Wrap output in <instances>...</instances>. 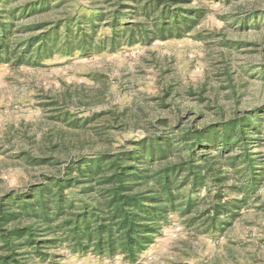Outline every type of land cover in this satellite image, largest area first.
I'll return each instance as SVG.
<instances>
[{
	"label": "rangeland",
	"instance_id": "obj_1",
	"mask_svg": "<svg viewBox=\"0 0 264 264\" xmlns=\"http://www.w3.org/2000/svg\"><path fill=\"white\" fill-rule=\"evenodd\" d=\"M163 4L169 19L147 13L141 0H0V46H8L0 50V213L12 214L0 229L27 230L10 243L25 244L21 262L264 264V0ZM257 110L247 144L222 149L224 131L202 150L182 141L190 128ZM167 132L171 151L156 155L150 176L171 170L172 199L158 183L137 180L136 192L156 190L145 195L151 208L155 199L164 204L135 260L82 254L51 233L64 218L50 198L45 215L33 191L55 163L139 150L141 140ZM83 190L72 183L65 205L82 212ZM5 244L0 231V264L11 253Z\"/></svg>",
	"mask_w": 264,
	"mask_h": 264
},
{
	"label": "trees",
	"instance_id": "obj_2",
	"mask_svg": "<svg viewBox=\"0 0 264 264\" xmlns=\"http://www.w3.org/2000/svg\"><path fill=\"white\" fill-rule=\"evenodd\" d=\"M141 1H145V11L147 13L149 11L156 13V11L161 10V15L165 17L164 19H169L167 18L168 14L164 13L168 8L167 4H163L166 0ZM172 1L177 3V0ZM131 7L136 9V6ZM188 14L190 13L188 12L186 13L187 16L180 17L187 21L194 16L193 14L190 17ZM170 15H173L176 23L179 22V12H171ZM164 23L168 25L167 21ZM7 34L6 32L2 33V40L5 41L8 38ZM3 44L0 46V50L4 49L5 52H8V46ZM258 113H260L258 110L253 113H246L228 121H223L218 125H208L202 130L190 128L187 132H184L182 141L186 144L192 142L193 150H202L207 143H211V138H218V133L224 131L222 149H228L234 143L233 140H238L243 145L247 144L248 135L251 138L256 136L253 129L255 124H252L251 121L253 119L256 122L258 121V117H260ZM173 129L175 130V127ZM180 129V125L177 126L176 130L180 131ZM173 140V136L167 132V134L156 135L155 137L149 136L141 140L139 142L140 145L138 144L141 147L139 150L123 151L116 154H99L91 160L84 158L78 161L73 160L68 167L63 169H61V163H55L53 165L55 172L47 177L46 182L36 186L33 191V193H39L41 211L45 215L50 211L48 205L50 198V200L55 202L57 215L64 218L63 222L57 225V230L54 227V231H52L48 227L51 233L55 234L59 239L63 236L74 251H79L82 254H86L91 250L100 255L109 256L120 253L128 259L135 260L139 253L153 241L152 235L156 228L149 220L153 221L150 217L162 213L163 208H161V205L164 204L162 198L158 201L153 198L155 199L154 203L158 207L151 208L147 204L149 200L145 195L147 193L156 194V190L150 188L148 192H136L141 185L137 180L142 178L150 186L156 183L161 185L163 188L162 194L171 203V170L166 168L163 172L157 174L159 176L158 179L153 178L150 174L156 155L160 154L163 159L167 157L171 151L170 146ZM140 150H144V152L140 153ZM256 159L254 158L250 161L256 162ZM133 162L143 164V168H138L132 164ZM173 168L175 171L178 169L177 173L184 171L183 165L175 164ZM73 173L76 176H72ZM195 177L197 181L198 178L196 175ZM72 183L81 186L84 189L83 195L88 199H86L88 202H83L82 200L80 202L82 204V212H76L77 208L74 201L65 205L64 190L71 186ZM31 201H33V198L28 200V204ZM11 216L12 214L1 211L0 226L9 223ZM0 231L1 237L6 240L5 248L11 251L10 254L1 258V264H26L25 261L21 262L16 258L21 256L16 251L22 249L25 244H16V248L13 250L10 243L13 239H24L28 233L27 230L16 229L8 231L2 228ZM57 232H62V235L58 236ZM28 240L34 241L32 234L28 235ZM56 241L61 240H53L49 243L55 244Z\"/></svg>",
	"mask_w": 264,
	"mask_h": 264
}]
</instances>
